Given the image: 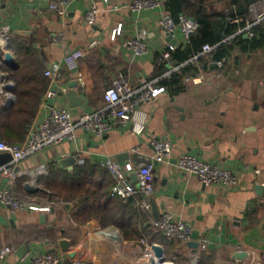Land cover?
<instances>
[{
	"label": "crops",
	"instance_id": "obj_1",
	"mask_svg": "<svg viewBox=\"0 0 264 264\" xmlns=\"http://www.w3.org/2000/svg\"><path fill=\"white\" fill-rule=\"evenodd\" d=\"M67 1L68 14L60 17L48 9L50 0H0V28L9 27L8 51L14 57V65L17 68L18 57L12 45L17 40L36 53L48 80L28 130L41 122L52 104L68 109L74 119L82 111L101 107L105 89L119 75L138 84L143 79H158L162 83L179 74V83L167 85L165 94L141 106L148 113L142 134L136 135L129 126H122L97 137L77 128L73 141L47 146L21 161L16 170L22 174L13 186L0 178V187L10 188L21 201L35 199L37 206L51 208L46 212L24 210L12 214L0 205V248H12L2 264H24L43 254L56 256V264H157L152 245L162 247L165 260L173 264H193L195 259L194 264H264V21L254 27L253 37L242 34L249 43L246 47L234 46L220 61L221 65L216 60V48L197 63H190L197 69L194 76L200 74L202 78L196 84L185 80L194 76L182 73L187 61L178 63L172 57L171 66L177 70L162 77L169 67L159 64L158 57L169 40L160 26L161 10L134 13L125 7L131 0H112L123 7L118 12H104L101 0ZM161 1L163 11L168 13L165 8L168 0ZM224 1L216 0L212 5L216 12H222ZM92 3L101 12L90 26L85 23L84 14ZM118 22L123 23V33L113 40L112 30ZM228 25L226 22V28ZM137 32L145 33L147 43V53L139 57L127 46L128 39ZM48 34L62 35L63 41L50 44L46 40ZM177 38L178 46L181 42ZM79 48H88L78 71L83 85L76 83L75 73H69L61 65L65 53ZM1 55L0 51V59ZM57 65L62 74L57 96L46 100L50 80L44 72ZM14 69L2 64L8 81L13 83L12 89L6 91L15 100V83L11 78ZM73 84L82 100L75 107L71 106L68 94ZM154 139L169 140L172 150L155 166L150 214L135 207L134 201L132 206L145 217L147 226L155 214L159 218L166 212L174 220L186 223L190 227L189 242L199 244L197 251L188 243L182 244L161 233L154 238L144 234L125 238L115 217L103 222L96 218L76 222L72 217L75 204L54 202L42 191L29 193L25 188L26 183H33L46 190L42 179L51 171L68 175L80 169L83 166L76 160L63 162L75 159L76 152L82 151L83 165L100 168L93 180L97 185H106L110 195L114 180L100 162L110 158L132 177L140 155L153 153ZM183 154L235 172L237 185L227 188L221 184H202L196 175L178 169L176 160ZM1 160L5 163L10 157ZM67 203L72 204L70 211L65 207ZM142 224L136 225L138 231ZM141 238H145L146 244L140 242ZM202 243L206 248L200 250ZM240 251L247 253L242 261L235 257Z\"/></svg>",
	"mask_w": 264,
	"mask_h": 264
},
{
	"label": "built area",
	"instance_id": "obj_2",
	"mask_svg": "<svg viewBox=\"0 0 264 264\" xmlns=\"http://www.w3.org/2000/svg\"><path fill=\"white\" fill-rule=\"evenodd\" d=\"M103 11L118 12L123 6L112 0H101ZM128 10L139 13L142 10L159 9L162 11L160 26L165 31L167 37L177 41L179 37L180 44L190 46L191 38L199 28V23L195 18L186 14H180L174 19L170 14L163 11L161 0H131L126 6ZM48 9L56 12L60 17L68 14L67 0H50ZM100 9L96 3H92L84 14V21L87 25H94ZM226 22L236 25V31L225 37L221 42L215 45L204 44L198 52L187 60V63H197L204 55L214 50L218 45L229 41L235 36L245 34L249 37L254 36V27L264 21V0H258L249 6V14H227ZM123 23L118 22L112 30L111 38L114 40L123 33ZM11 39V33L8 26L0 28V51L2 53L0 64L5 60V54L8 51V44ZM50 44H55L62 40V35L48 34L46 38ZM169 42L159 53L158 63L169 67L162 77H167L177 70V67L171 66V53L177 48V44ZM96 42L90 44L94 45ZM127 46L135 56H143L147 53L146 35L137 32L127 41ZM88 48H79L65 53L61 59V65L69 73L76 74V83L83 85V79L78 73L80 60L87 54ZM221 65V62H217ZM50 80V86L45 93V99H54L57 96V87L62 79L59 65L47 69L44 72ZM186 81L200 83L201 75L186 77ZM13 83L8 81V74L0 67V110L7 108L14 100L13 95L7 92L12 89ZM167 92L164 84L158 79H143L138 84H133L123 76L119 75L111 81V84L105 89L103 94V104L97 109L91 111H82L74 119L68 109L57 108L50 105L47 114L36 126L28 130L27 136L22 143H8L0 137V153H7L10 160L0 163V178H5L6 183L13 186L17 178L22 174L16 170L18 164L33 156L40 150L50 145H59L66 141L75 139V130L82 128L89 131L97 137L102 136L110 129L115 127L129 126L131 132L140 135L147 125L148 113L141 108L145 103L157 99ZM153 153L148 156L139 157L137 166L134 169L133 176L126 174L125 170L110 158H104L100 164L107 168L114 180V185L110 192L111 197H118L123 202L132 199L135 207L146 214L151 212V203L149 197L154 192L153 176L156 164L162 163L171 153L172 143L167 139H154L151 142ZM70 154H66L69 156ZM78 165L85 163V155L82 151H77L74 155ZM178 169L197 176L202 184H221L227 188H233L237 185L235 172L228 169H221L210 163L204 162L191 154H183L176 160ZM42 172L46 173L44 169ZM258 173V171H256ZM35 199L26 202L16 198L10 188L0 187V204L6 206L12 214L20 211H50L49 206H37ZM151 230L155 233H161L169 239L185 244L190 241V227L181 221L174 220L172 215L164 213L159 218H151L149 221ZM140 242L146 244L145 238ZM206 248V244L200 245V250ZM12 253V248L4 246L0 248V264ZM148 255V254H146ZM58 258L52 254H43L34 257L24 264H56ZM196 262V259L194 263ZM193 263V264H194Z\"/></svg>",
	"mask_w": 264,
	"mask_h": 264
},
{
	"label": "trees",
	"instance_id": "obj_3",
	"mask_svg": "<svg viewBox=\"0 0 264 264\" xmlns=\"http://www.w3.org/2000/svg\"><path fill=\"white\" fill-rule=\"evenodd\" d=\"M215 1H167L165 8L174 19L180 14H186L195 18L199 23L198 30L191 38V45L179 44L171 53L172 59L178 63L187 61L193 53L201 50L204 44L215 45L219 43L223 39L224 32L226 37L232 35L237 27L229 24L226 28V15H247L249 14V6L258 0H225L226 5L222 12L214 10L212 5ZM248 43L249 40L244 39L241 34L229 40L227 44L218 45L216 47V60L222 61L234 46L246 47ZM12 47L18 57V66L11 74L15 83L13 88L15 100L9 107L0 110V137L8 143L25 140L28 125L36 113L40 97L48 84V80L43 76L44 66L36 53L21 41L13 40ZM196 72V67L190 63H187L182 69V73H190L191 76H194ZM179 76V74H175L170 80L163 81L162 84L165 86L175 85L179 83ZM82 166L68 175L51 171L42 179L46 188L44 193L54 202L62 200L65 203L75 204L72 217L76 222L81 223L92 218L103 222L115 217L118 219L115 223L125 238L140 237L142 234L154 238L158 235L151 230L150 226L145 225V217L140 216L136 208H133L132 199L126 202L127 205H123L119 198L109 195L106 185H97L94 182V175L100 171L98 166ZM47 195L45 196L47 197ZM138 222L143 223L139 231L136 226Z\"/></svg>",
	"mask_w": 264,
	"mask_h": 264
},
{
	"label": "water",
	"instance_id": "obj_4",
	"mask_svg": "<svg viewBox=\"0 0 264 264\" xmlns=\"http://www.w3.org/2000/svg\"><path fill=\"white\" fill-rule=\"evenodd\" d=\"M223 36L225 37V33H223ZM168 40L169 42L171 43H175V39L171 38V37H168ZM1 64H4L6 66H9L10 68L14 69L16 68V66L14 65V57L12 56V54L10 52H7L5 54V60L2 61ZM1 64H0V67H1ZM75 84H73V88L69 90L68 94H69V98H70V101H71V106L72 107H75V106H78V105H81L82 104V100L80 98V96L78 95L77 91L75 90L74 88ZM9 154L7 153H4V154H0V163H2L1 159L2 157L4 156H7ZM10 157V156H9ZM74 163L75 162V159L74 158H71L70 160H66L64 163ZM25 188L26 190L29 192V193H37V192H44L45 190L42 189L41 187L37 186L36 184H33V183H26L25 184ZM1 205V204H0ZM3 206V205H2ZM6 207V206H5ZM65 207L68 211L71 210L72 208V204L70 203H67L65 204ZM153 212H154V209H153ZM155 218L157 219V216L155 214ZM188 245L192 248H194L193 251H197L198 250V247H199V244L198 243H194V242H187ZM62 244H64V242H62ZM152 250L154 251V254L157 258V264H173V263H170V262H167L165 260V257H164V250L162 249V247L158 246V245H152ZM247 253L246 252H237L235 254V257L242 261V259H244L246 257Z\"/></svg>",
	"mask_w": 264,
	"mask_h": 264
},
{
	"label": "rangeland",
	"instance_id": "obj_5",
	"mask_svg": "<svg viewBox=\"0 0 264 264\" xmlns=\"http://www.w3.org/2000/svg\"><path fill=\"white\" fill-rule=\"evenodd\" d=\"M3 69H5V67H3Z\"/></svg>",
	"mask_w": 264,
	"mask_h": 264
}]
</instances>
